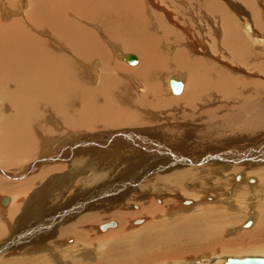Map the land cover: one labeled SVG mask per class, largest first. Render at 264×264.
<instances>
[{"label":"rangeland","instance_id":"374dc122","mask_svg":"<svg viewBox=\"0 0 264 264\" xmlns=\"http://www.w3.org/2000/svg\"><path fill=\"white\" fill-rule=\"evenodd\" d=\"M72 1L82 2L85 0ZM142 1L145 11L141 12L139 20H136L133 15H126V17H133V19L128 18L125 21L126 25L132 20L135 24L127 25L126 27L125 23L119 21V19L117 20V35L122 38L123 42H126V45L134 46L150 42L154 35L160 41V45L156 47V56L149 59V54L144 52L126 50L121 42L113 43L114 46L116 45L114 51L116 53L119 52V55L114 54L109 44L108 53L111 50L110 59L114 57L115 63L117 62L122 66L121 69H124L125 76L120 73V80L124 84L130 83L132 86L131 83L133 82V84L141 86L139 90H136L135 86H129L131 94H134V96L141 95L138 97L139 100L141 99L140 97H143V93L146 91L151 92V85H148L149 88L146 89L137 77L133 79L129 77V74H127L129 71L126 72L125 69L138 68L141 69L140 71H144V69L148 68L149 75L147 79L149 83L159 82L161 85L158 89L159 93H153L152 96H149V102L143 99L142 101L136 100L139 105L137 108L132 107L131 104L128 105L127 101L125 102L121 99L122 102H118L119 106L125 107L127 111H134L145 117L144 119L150 122V125L147 123L138 126H124L118 129H110L109 131L99 128L97 129L98 131L85 135H89L92 138L94 134L97 136L102 133H130L133 137H139V141L146 144L150 143L155 147L160 144L158 146H160L167 157H163L164 160L163 158L160 160L154 153L156 150H148L147 152H150L144 155L143 158L149 160L155 158L153 159L154 163L152 164L151 162V165L148 163L149 167L140 164L138 169L136 168L133 172H139L140 168L141 170L146 168L147 173L143 176L140 174L137 184L133 182L130 185L131 182L129 181L123 183L122 181L111 180L107 170L118 167L115 165L116 162H118L119 166L126 169L129 165L127 159H131L132 154H130L131 156L126 155L124 154L125 152L119 150L117 157L108 161L105 155L111 151L117 152L114 145L107 147L97 146L96 144L89 145L90 149L91 147L100 149L97 151L100 153L101 163H104L102 170L108 176L105 184L109 185L107 187H110V190L106 191L108 188L100 185V187L93 188L97 192L99 191V196H95L97 193L95 191V193H92V191L82 192L80 195L77 193L81 188L80 184L86 183L89 175H92L93 172L102 171L99 170L101 168L92 169V166H89V169L87 167L86 175L82 176L81 182L79 184L76 183L72 190L69 188L67 192H65V187L66 185L70 186L69 181H66V178L70 177L69 174L53 173L50 175L49 173L40 176L39 173L42 168L44 169L50 165L69 164L73 156L58 158L57 151L59 152L62 147L63 150L69 143L76 145L77 141L75 138L84 135L81 134L85 132L84 130L79 131V133L76 131L80 135H77L72 130V136L70 137L67 134L50 143H42L40 145L41 151L37 153L39 155L35 154L34 158L30 160H21L19 168L15 171L6 170L0 165V179L3 184L16 188V191L10 194H4L2 193L3 189L0 190V264H21L27 261L29 257L35 256H38V259H48L53 264H65L63 259L59 257L60 254L58 252H62L61 256L63 255L68 261L72 258V254L81 253L78 256L82 258L79 259L81 264H106L107 262L99 263L98 260H101L100 257H105V252L109 248L116 247L115 252L123 253L128 250V247L130 249L131 237L134 236L133 238L137 239L142 234L145 236L148 233H145V231L150 227L151 219L148 220L146 216L141 217L139 215L141 209L147 206L161 209V215L157 214L155 220L157 222L164 220L165 223H169L171 220L175 222L181 215L183 217L201 215L202 217L204 213H209L207 212L208 210L212 211L209 213L212 218L206 221L207 224H198L199 229H205V232H208L206 236L209 235V240L204 241L202 238L203 242L178 243V245L176 244L177 247L185 246L187 251L191 249L192 252H185L177 257L169 256L168 254L161 258L158 255L162 251L161 247H172L171 244L164 243L166 245L156 246L155 248L158 251L156 261L136 264H225L227 257L230 256H264V235L262 231H259L260 225L264 221V187H262L264 186V176L261 177L256 172L258 169L260 171L264 169V156L258 157V162L252 161L251 158L246 157L247 155L244 156L246 154L245 150L253 147L256 152H261V144L264 145V134L258 138L254 137L257 132L264 133V58H262L264 57V34H260V30L264 31V0H188L192 1L190 3H183L185 0H180L176 1L174 6L171 5L172 3L169 5L164 3L163 5L154 4L155 2H161V0ZM205 1L221 3L232 14L236 26L230 30V33L228 28L224 32L219 30L222 26L215 18L216 16L206 13L207 11L203 12ZM16 2L14 1L15 4ZM25 7L26 9L23 11L26 12L28 6L25 5ZM164 10L169 11L172 17L169 18L166 13H162L165 12ZM252 10L254 11L252 12ZM218 13L220 14V12ZM254 15L257 17L254 18ZM120 16L122 17V14ZM156 16H158L159 22L156 20ZM120 19L125 20L123 17ZM252 21L257 24V26L255 25L256 27L251 24L253 23ZM137 24H139V27ZM155 25L160 28H158L157 34L155 33ZM130 26L133 29L129 28ZM258 26L260 27L259 31H257ZM249 29L252 34L248 31ZM256 33L260 35H256ZM56 47L59 48L58 46ZM246 51L250 55L248 53V55L243 54ZM126 53L135 54L139 58L137 65H129L123 60V56ZM255 58L258 61L253 60ZM108 73L114 75L115 72ZM130 74L133 73L131 72ZM171 77L184 81V93H189L188 95L193 97L195 102L194 109H189L183 103V100H180L185 95L184 93L176 95L172 92L169 85ZM146 103L150 106L149 108H146ZM161 103L163 106L165 104V107ZM0 104V107L4 104L1 98ZM150 104H153V106L151 107ZM210 112L214 114H210ZM45 123L48 124V127L54 128L52 122ZM62 128L61 124L56 126L58 132L65 130ZM183 144L185 145L183 146ZM179 147L183 148L179 150ZM124 148L128 149V147ZM84 149L81 148V150ZM85 152L87 151L85 150ZM85 152L83 154H89ZM248 152L252 153L251 150H248ZM173 154H178L180 160L178 157L176 159ZM118 158H120L119 161L117 160ZM120 169L123 170V168H118V173L121 171ZM184 169L198 171L197 184L193 182L192 186L185 185V187H189V190L196 189L198 191L197 198L191 197L187 193L178 192L176 187L168 182L170 180L169 177L173 173L175 174V171L179 173ZM128 172L133 173L130 170ZM55 177H61L62 182L60 181L56 185L49 183ZM161 177L167 180L155 183ZM151 180L152 183H155L156 188L154 190V187L143 190L145 183ZM118 184H120V187L132 188L128 191L129 195L122 194L125 191L122 188L123 192L122 190L119 191V189H115L114 193L111 192V187ZM127 184L128 186H126ZM49 185L51 186L50 191L43 193L44 187L49 188ZM101 185L103 186L104 183ZM62 188L64 191L61 190ZM56 192L61 194L59 196L60 200L58 199V202H61L58 209L43 213L41 210H36L41 197L47 194L51 196ZM60 192H65L64 198H62L64 194ZM41 194L42 196L40 197ZM5 196L10 201L16 196L21 197L19 205H14L16 203L12 204V202H9L7 206L3 205L1 199ZM80 201L81 203L84 201L81 208L74 207L75 203H80ZM50 203H54V199ZM67 204L69 205L66 211L63 207H66ZM15 206H17L16 213L10 217L8 213L7 216L6 211L14 209ZM73 207L80 210L78 211L80 213L75 215ZM213 209H215V212H213ZM62 212L63 214L64 212H71L73 215L72 217L67 216L64 218L62 217ZM118 212L131 215L130 223L125 225V229L119 230L120 221L117 218H112ZM85 214H94L99 219L97 224L93 223L96 218L92 220L88 230L90 233L88 236L89 238L91 237L89 240L85 239L83 241V238L78 240L73 237L69 239L59 238L58 233L63 227L66 229L74 224L78 217L85 216ZM248 218H252L253 222L250 227L244 228L242 225ZM137 219H142V223L136 225L134 221ZM110 220H115L117 227L101 231L99 224ZM181 224H183L182 221ZM209 232L211 233L209 234ZM21 235L24 236L21 237ZM214 238L217 241H214L212 246L207 247L205 244L209 241L212 242ZM66 253L70 255H66ZM86 254L89 258L85 256Z\"/></svg>","mask_w":264,"mask_h":264},{"label":"bare ground","instance_id":"6f19581e","mask_svg":"<svg viewBox=\"0 0 264 264\" xmlns=\"http://www.w3.org/2000/svg\"><path fill=\"white\" fill-rule=\"evenodd\" d=\"M14 1H17L16 4L14 3ZM176 1L180 0H161V2H155L154 4L163 5L164 3L166 5H169L170 3H172L171 5L174 6L176 4ZM190 2L192 1L185 0L183 3ZM25 5L28 6L26 12L23 11L24 9H26V7L24 8ZM200 5H202V3H200ZM144 7L145 6L142 0H85L82 2H74L72 0H0V98L4 102L2 107H0V165L4 169L15 171L17 168H19V162L21 160L33 159L35 154L37 155V153L41 151L40 145L42 143H50L51 141H54L57 138L67 134L70 137L72 136V130L73 132L77 131L78 133L79 131L83 130L85 132L81 133L84 135H80L76 132L77 135H80L79 137L76 135V137H78L75 138L77 141L76 145L74 143H65L67 144L65 148L62 150V147L59 152L57 151V154L59 155L58 158H66L69 155H71L70 157L73 156L69 164L66 165L62 163L59 165H50L45 167L44 169L42 168V170H40L41 172H39L40 176H44L45 174L49 173L50 175L53 173L69 174L70 177L66 178V181H69L70 186L66 185L64 181L66 185L65 192H67L69 188H71L72 190L76 183L79 184L81 182L82 176L84 174L86 175V171L89 166H92V169L101 168L99 170H102L104 163H101V160L99 158L100 153L97 151L100 149H96L95 147H91L90 149L89 145L91 144H96L97 146L102 145L101 147L114 145L117 152L111 151L109 154L107 153L105 157L108 159V161L115 159V157H117V155L119 154V150L125 152L124 154L126 155L132 154V156L130 155L131 159L127 157L129 165L127 167L125 166L126 169L119 166L118 162H116L115 165H117L118 167L113 164V166H115L116 168L107 170L108 175H110L111 177V180L122 181L123 183L125 181H129L131 182L130 185H132L133 182H136L137 184V181H139L140 179V174H142L143 176L145 173H147L146 168H142V170L140 168L139 172H133L136 168L138 169L140 164L142 166L146 165L149 167L151 165V162L152 164L154 163L153 159L155 158L151 157V160L144 159V155H147L152 150H156L154 153L156 154V157H158V159L162 160L163 157H167L160 146H158L160 144H158L157 147L150 143L146 144L145 142L139 141V137H133L132 135H130V133H102L97 136H95L94 134V136L92 135V138L89 136L90 132L98 131L97 129L99 128L109 131L110 129H118L124 126H138L147 123H149L150 125V122H147L144 119L145 117L140 116L138 113H135L132 110V112H129L125 107L119 106L118 102L121 103V100H124L125 102H128V105L131 104L132 107L137 108L139 106L137 103V101L139 100L138 97L141 95L138 94L134 96V94H131V90L129 87L131 86L130 83L124 84L122 80H120V73H123V76H125V72H123L124 69H121L122 66H120L117 62L115 63L114 57L110 59L111 50L110 53H108V44L114 51V47L116 45L114 46L113 43L121 42L126 50L140 53L144 52L145 54H149V59L153 58V56H156V47L160 45V41L154 35L152 36L150 42L148 41V43L144 45L139 44L136 46L130 44L126 45V42H123L122 38L117 35V20L119 19V21L125 23L128 18H131L126 17V15H133L136 20H139V18L141 17V12L145 11ZM202 10L203 12L207 11L206 13L214 15V17L216 16L215 18L219 21L220 25L223 28L219 29L222 32H224L225 29L228 28V32L230 33V30H232L233 27L236 26V22L232 14L221 3H217L214 1H205ZM164 11L165 12L162 13H166L167 17H172V14L169 11ZM253 11L254 10H252V12ZM218 12H220V14ZM121 14L125 20L120 19L122 18L120 16ZM133 17L131 19H133ZM253 17L256 18L257 16L255 17L254 15ZM115 19L116 21H114ZM156 20L159 22L158 16H156ZM254 21H252L253 23L251 24L257 26V24H254ZM133 24H135L133 20L127 23V25ZM157 25L159 26V24ZM137 26L139 27V24H137ZM129 28L133 29V27L131 26ZM158 28L159 27L157 26L155 27V33L157 32ZM257 28V31H259L260 27L258 26ZM248 31H250V33L252 34V31L250 29ZM261 31L262 30H260V34H264V31ZM164 32L166 31L164 30ZM258 33H256V35ZM113 39H115L116 41ZM248 45L250 46V44ZM56 46H58L59 48L61 47V49L57 48ZM118 53L114 51V54L119 55ZM247 53L249 54L248 51H246V53L243 52V54ZM253 60H257V58ZM138 62L139 58L137 57V62L135 64L129 65L135 66ZM140 70L141 69L138 68H132V70L125 69L126 72L129 71L130 73H133L130 74L128 72L127 74H129V77H131L132 79L134 77H137L146 89L149 88L148 85H151V92H142L143 97H140L141 99L139 100L142 101L143 99L144 101L149 102V96H152L153 93H159L158 89L159 87H161V85L159 84V82L151 84L149 83V80L147 79L149 75L148 68L144 69V71ZM108 72L115 73L114 75H110ZM123 81L125 80L123 79ZM131 84L132 86H135L136 90H139V88H141V86L133 84V82ZM182 84L183 86L180 94L184 93L185 91L184 81H182ZM188 94L186 93L180 100H183V103H185V105L189 109H194V99L191 95ZM145 105L146 108L150 107L148 103H146ZM150 105L151 107L153 106V104ZM161 105L163 106L162 103ZM163 107H165V104ZM210 114L214 113L210 112ZM45 122H52L54 128L48 127V124ZM56 124H61V127H63L65 130L62 128L64 131L58 132L56 129ZM88 133L89 135H85ZM262 134L264 133L257 132L254 137H261ZM184 145L185 144H183V146ZM124 147H128V149H125ZM81 148L85 149L81 150ZM182 148L179 147V150ZM261 149V152H256L253 147L252 149L249 148L248 150H251L252 153H249L248 150H245L246 154H244V156L247 155L246 157L251 158L252 161L258 162L259 160H257V158L262 157V155L264 156V145L262 144ZM85 150L90 155L83 154ZM148 150L150 151L147 152ZM103 153L105 154V152ZM139 154L141 155L138 157ZM173 156L176 157V159L178 157L180 160L178 154H173ZM119 159L120 158H118L117 160L119 161ZM143 160L145 163L143 162ZM148 163H150V165H148ZM118 168H123V170L120 169L121 171H119L118 173ZM128 169L133 173L128 172ZM256 172L261 177L264 176V169H262V171L258 169L256 170ZM197 173L198 171L196 172L195 170L185 169L183 171L181 170L179 173H176L175 171V174L173 173V175L169 177L170 180L168 182L172 183V185L176 187L178 192H183L185 194L187 193L191 197L197 198L198 191L196 189L189 190V187H185V185L192 186L193 182L194 184H197ZM89 174L91 173L89 172ZM92 175H89V179H87L88 181L86 183L83 182L80 184L81 188L79 189L77 194L80 195L82 192L87 193L88 191H92V193H95L97 192V190L93 188L97 186H101L104 188L109 186L105 184V181L108 177L105 171L102 170L95 173L93 172ZM92 178L93 180H91ZM164 180L167 179L161 177V179H157L155 183H160ZM60 181L61 177H55L51 179L49 183H53V185H56L60 183ZM103 183L105 186L101 185ZM155 183H152L151 180L145 183L142 189L148 190L154 187V190L156 188ZM126 186H128V184ZM63 188L61 189L62 191H64ZM109 188L106 189V191L110 190ZM121 188L125 189V191L123 192ZM126 188L122 186L120 187V184H118L114 187H111V192H115V189H119V191L122 190V194L125 193V195L127 196L129 195L128 191L132 188ZM1 189H3L2 193L4 194H10L16 191V188L14 189L8 187L7 185H5V183L3 184L0 179V190ZM50 189L51 186L49 188L44 187L43 193H45L46 191L48 193ZM58 192L54 193V195L51 196L47 194L44 197H41V194V201H39V203L37 204L38 208H36V210H41V212L43 213L45 211L58 209L61 203L58 202L60 200L59 196L61 195ZM65 192L60 193L64 194ZM174 193L176 194L177 192ZM99 195L100 194L98 191L95 196ZM64 197L65 194L62 198ZM20 199L21 197L16 196L12 198L11 201L9 200L8 203L12 202V204L16 203L14 205H19ZM53 199L54 203H50L51 201L53 202ZM84 201L82 203L80 201L81 204L75 203L74 207L80 209L81 205L84 204ZM8 203L6 204V206L8 205ZM68 205L69 204H67L66 207H63L64 209H66V211ZM76 208H74L73 211L75 215L80 213L78 212L80 210ZM160 210L161 209L154 206L143 207L139 215L141 217L146 216L148 220L151 219L150 227H148V230L145 227L147 231L144 230L145 233H148L145 236L144 234H142V236L137 237V239H134V236L131 237V247L130 249L128 247V250H125L123 253L115 252L116 247L109 248L108 251L105 252V257H100L101 260H98L99 263L104 261L107 262L106 264H136L141 262L156 261L158 251H156L155 248L156 246L166 245L164 243L171 244L172 247H161L162 251L159 252L158 255L161 258L168 254L169 256L177 257L182 253L184 254L185 252H192L191 249V251H187V247L185 246L177 247L178 243L182 244L184 242L185 244L189 242L195 243L197 241L203 242L202 238L204 239V241L207 239L209 240V235L206 236L208 232H205V229H199L198 224H207L206 221L209 218H212V216H210L209 214L212 211L208 210L207 212L209 213H204L202 217L201 215L185 217L179 215L180 217H178L175 222L171 220L169 223H165L164 220L161 222H157L155 220L157 214L161 215ZM16 211L17 206H15L14 209L6 211L7 216L8 213L9 217L14 215ZM204 212L206 211L204 210ZM213 212H215V209H213ZM72 215L73 214L71 212H64L62 217H72ZM94 218H96L94 214H85V216L82 215L81 217H78L74 224L70 225L66 229H64V227L61 229V231L58 233L59 238L69 239L73 237L75 239L77 238L78 240L79 238H83V241H85V239L89 240L91 237L89 238L88 236L90 234L88 230ZM112 218H117L120 221V227L118 229L121 230L125 229V225H129L131 215L123 212H118L115 216L113 215ZM181 221L183 224H181ZM98 222L99 219L96 218L94 219L93 223L97 224ZM251 224L244 228L250 227ZM116 227L117 224L115 228ZM259 231H262V234L264 235V221L260 225ZM210 233L211 232H209V234ZM24 235H21V237H23ZM214 241L215 238L212 242L209 241L205 245H207V247H210L213 245ZM58 254H60L59 257L63 259L65 264H81L79 261L81 257H78L79 255H81V253L72 254V258L69 261L66 260L63 255L61 256L62 252H58ZM68 254L66 253V255ZM85 256H87V254ZM37 257L38 256L29 257L27 261H24L21 264H53L48 259H38ZM87 257L89 258V256Z\"/></svg>","mask_w":264,"mask_h":264},{"label":"water","instance_id":"95a60500","mask_svg":"<svg viewBox=\"0 0 264 264\" xmlns=\"http://www.w3.org/2000/svg\"><path fill=\"white\" fill-rule=\"evenodd\" d=\"M123 60L129 64H135L137 62V57L135 54L132 53H126L123 56ZM169 85L172 90V92L176 95L180 94L182 91V81L171 77L169 80ZM9 201L8 197H3L1 199V203L3 205H6ZM136 224H140L142 222V219H137L134 221ZM252 220L251 218H248L244 223L243 227H247L251 224ZM117 222L115 220H110L108 222H102L99 224V229L101 231H105L108 228L115 227ZM225 264H264V256L262 255H247V256H241V257H227Z\"/></svg>","mask_w":264,"mask_h":264}]
</instances>
